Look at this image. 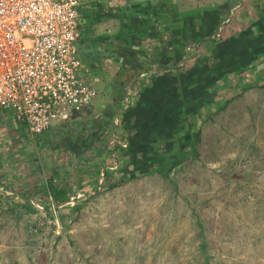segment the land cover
<instances>
[{
  "label": "rangeland",
  "instance_id": "rangeland-1",
  "mask_svg": "<svg viewBox=\"0 0 264 264\" xmlns=\"http://www.w3.org/2000/svg\"><path fill=\"white\" fill-rule=\"evenodd\" d=\"M228 27L220 25V33ZM258 67L201 106L198 154L189 143L166 168L153 159L137 166L142 156L132 145L124 146L125 157L111 150L127 141L112 132L122 124L120 111L96 137L100 129L83 132L67 121L32 135L0 109V264H264ZM128 162L127 173L106 178L107 168ZM50 183L66 188L70 200L57 206ZM28 200L37 210L23 205Z\"/></svg>",
  "mask_w": 264,
  "mask_h": 264
},
{
  "label": "crops",
  "instance_id": "crops-1",
  "mask_svg": "<svg viewBox=\"0 0 264 264\" xmlns=\"http://www.w3.org/2000/svg\"><path fill=\"white\" fill-rule=\"evenodd\" d=\"M80 12L79 55L99 77L88 76L98 96L67 122L101 136L132 89L115 130L140 156L179 153L194 131L188 123H199V107L216 89L253 66L264 75V0H88ZM186 43L201 50L185 54Z\"/></svg>",
  "mask_w": 264,
  "mask_h": 264
},
{
  "label": "built area",
  "instance_id": "built-area-1",
  "mask_svg": "<svg viewBox=\"0 0 264 264\" xmlns=\"http://www.w3.org/2000/svg\"><path fill=\"white\" fill-rule=\"evenodd\" d=\"M86 1L0 0V109L11 112L32 135L71 120L98 96L88 76L95 82L99 77L77 44L80 6ZM186 49L197 53L200 45L188 43ZM134 93H126L123 111Z\"/></svg>",
  "mask_w": 264,
  "mask_h": 264
},
{
  "label": "trees",
  "instance_id": "trees-1",
  "mask_svg": "<svg viewBox=\"0 0 264 264\" xmlns=\"http://www.w3.org/2000/svg\"><path fill=\"white\" fill-rule=\"evenodd\" d=\"M220 31V30H219ZM187 45H188V43H186V47H185V54L186 53H188V51H187ZM249 56H251V53L249 52ZM178 68H180V67H178ZM218 91V89H216V92ZM215 93V92H214ZM212 94V93H211ZM210 101V100H209ZM209 101H203L202 103H201V106H205V105H207L208 103H209ZM211 102V101H210ZM201 106L199 107V111H200V109H201ZM131 107V106H130ZM130 107H128L127 109H125L124 111H123V114L125 115V113L129 110V108ZM88 108V107H87ZM80 114V112L76 115V116H78ZM75 116V117H76ZM74 117V118H75ZM74 118H72V119H74ZM196 124H191V123H188V127L191 129V128H194V126H195ZM114 129L113 130H115V128H116V125L113 127ZM192 131V130H191ZM190 131V132H191ZM194 133H195V135H194ZM196 133H197V135H196ZM192 135V136H191ZM190 135V137H188L187 139H184L183 140V146L184 147H182L180 150H178V152L179 153H177V154H175V155H171V156H166V155H159L158 157L157 156H149V155H142V157H141V159L140 160H136L135 159V156L134 157H132V159L131 160H134L133 161V163H136L137 164V166H139V165H142L143 166V168L144 169H146V168H148L149 167V165H151V163H150V160H152L153 159V162H158L159 163V167H162V168H166V167H170V166H175V165H177L178 163H179V160H180V157H182V155H183V153L186 151V150H188V144L190 143L191 144V152L193 153V155H197L198 154V152H199V150H198V145L201 143V137L199 136V134H198V132L196 131V130H194L193 132H192V134ZM199 136V137H198ZM129 142H131L130 140H129ZM115 148L114 149H116V150H113V149H111L117 156H118V153L120 154V156L121 157H125L126 156V154H127V152L125 151V150H127L126 149V147H124V145H123V143L121 142V141H115ZM111 151V152H112ZM119 151V152H118ZM129 151H130V153H132L131 152V150L129 149ZM117 152V153H116ZM131 156H133V154H131ZM172 159H176L175 161L174 160H172ZM120 160H121V158H120ZM126 160V159H125ZM130 169V163L128 162V163H125V165H123L120 169H119V171L117 170V169H113V168H107L106 169V171H105V176H106V178H112V175L114 174V173H117V172H122L123 170H125V172L127 173V171ZM163 171V173L164 172H166V170H162ZM120 172V173H121ZM131 172V171H130ZM132 174H134V172H132ZM119 182H114L113 183V185H115V184H118ZM112 184H111V186H113ZM49 190H50V192H51V194L53 195V197H54V199H55V203H56V205L57 206H59L60 204H62V203H65L66 201H69L70 200V198H71V195H69L68 194V190L66 189V188H60L58 185H56V184H54V183H50V185H49ZM2 197H8V195L6 196V194L5 195H2ZM5 199V198H4ZM8 204V207L9 208H11V210H14L15 208H16V205H12V204H10V203H7ZM23 205L28 209V210H37L36 209V207L33 205V203L30 201V200H28L26 203H23ZM79 207V205H74L73 206V209L75 210V213H77L78 212V208ZM47 208V211H48V213H52V210H53V208L50 206V207H46ZM62 220H63V222H64V220H65V217L63 216L62 217ZM203 245L205 246L206 245V241H203Z\"/></svg>",
  "mask_w": 264,
  "mask_h": 264
}]
</instances>
